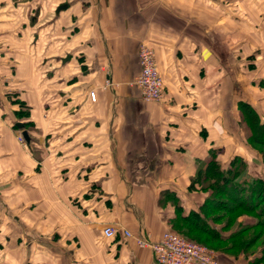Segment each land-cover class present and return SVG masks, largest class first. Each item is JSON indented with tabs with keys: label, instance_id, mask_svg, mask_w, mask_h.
I'll return each mask as SVG.
<instances>
[{
	"label": "crops",
	"instance_id": "crops-1",
	"mask_svg": "<svg viewBox=\"0 0 264 264\" xmlns=\"http://www.w3.org/2000/svg\"><path fill=\"white\" fill-rule=\"evenodd\" d=\"M162 1L0 0V264H158L122 231L170 229L163 192L198 207L188 186L213 153L259 175L235 135L238 101L264 119V0ZM142 42L162 101L136 83ZM8 94L29 108L25 143ZM219 263L251 264L223 252Z\"/></svg>",
	"mask_w": 264,
	"mask_h": 264
},
{
	"label": "trees",
	"instance_id": "trees-1",
	"mask_svg": "<svg viewBox=\"0 0 264 264\" xmlns=\"http://www.w3.org/2000/svg\"><path fill=\"white\" fill-rule=\"evenodd\" d=\"M12 95L8 94V98L19 107L15 115L28 128L33 124L28 119L29 108ZM237 108L248 124V143L259 153L264 168V119L243 99L237 102ZM216 157L213 153L210 160L201 161L188 186L189 190H197L204 196L198 207L186 209L174 191L163 192L175 212L170 228L185 238L190 236L206 244L217 253L241 254L249 257L251 264H264V244L258 251H250L264 237V176L243 175L247 162L242 156L234 155L228 165ZM252 229L258 232L244 238ZM226 230L231 232L224 234Z\"/></svg>",
	"mask_w": 264,
	"mask_h": 264
},
{
	"label": "built area",
	"instance_id": "built-area-1",
	"mask_svg": "<svg viewBox=\"0 0 264 264\" xmlns=\"http://www.w3.org/2000/svg\"><path fill=\"white\" fill-rule=\"evenodd\" d=\"M140 61V74L136 83L141 88L142 98L148 102L162 101L165 93V80L158 69L154 49L146 42H142L138 51ZM95 91L90 92V98L95 100ZM19 140L25 143L24 135H19ZM118 229L112 226H105L103 234L112 238L116 235ZM125 237H135L138 245L149 247L155 255L158 264H220L218 253L204 244H200L192 239L165 230L158 240H152L149 233L140 232L134 236L133 233L124 229Z\"/></svg>",
	"mask_w": 264,
	"mask_h": 264
},
{
	"label": "rangeland",
	"instance_id": "rangeland-1",
	"mask_svg": "<svg viewBox=\"0 0 264 264\" xmlns=\"http://www.w3.org/2000/svg\"><path fill=\"white\" fill-rule=\"evenodd\" d=\"M160 2H163L162 0H160ZM247 61L245 60V63H246ZM19 119V118H18ZM242 124H243V129H242V131H240L237 135H235V136H239L241 139H242V141H245L246 140V138L245 137H249V135H250V131H249V128H248V124H246V122H245V120H244V117H243V121H242ZM17 131H18V139H19V135H23V130H21L20 128L19 129H17ZM249 133V134H248ZM247 134H248V136H247ZM247 144V143H246ZM248 145L250 146V144L248 143ZM251 147V146H250ZM253 152H255V154H256V157L257 156H260L259 155V153H257L254 149H253ZM254 154V155H255ZM260 167H258V169H256V173L257 174H259V175H263L264 176V168L261 166V165H259ZM248 174V172H247V169H244V173H243V175H247ZM242 175V176H243ZM218 227L220 228L221 227V224H219L218 225ZM234 228V227H233ZM232 228V229H233ZM171 229V228H170ZM169 229V230H170ZM171 231H172V229H171ZM231 232V230H226V231H224L223 233L224 234H227V233H230ZM258 232V229H252L251 231H249L248 233H246V235L244 236V238H246V237H248V236H251L252 234H255V233H257ZM187 239L188 238H190V239H192L190 236L189 237H186ZM192 240H195V239H192ZM196 242H198V243H200L199 241H197V240H195ZM201 244V243H200ZM204 244V243H203ZM264 244V237H262L258 242H257V244H255V246H253L252 248H250V251H258L259 249H260V247L262 246ZM204 245H206V244H204ZM219 245H222V244H219ZM207 246V245H206ZM208 247V246H207ZM210 248V247H209ZM211 249V248H210ZM213 250V249H212ZM213 251H215V250H213ZM249 251V252H250ZM216 252V251H215ZM217 253V252H216ZM218 255H219V253H218Z\"/></svg>",
	"mask_w": 264,
	"mask_h": 264
},
{
	"label": "water",
	"instance_id": "water-1",
	"mask_svg": "<svg viewBox=\"0 0 264 264\" xmlns=\"http://www.w3.org/2000/svg\"><path fill=\"white\" fill-rule=\"evenodd\" d=\"M64 7H66V5H61V6H59V9L64 8ZM17 126H18V128H20V129H23V128H24V124H23L22 122H17ZM23 135H24V137H25V140H26V141H29V135H28L27 130H24V129H23Z\"/></svg>",
	"mask_w": 264,
	"mask_h": 264
}]
</instances>
